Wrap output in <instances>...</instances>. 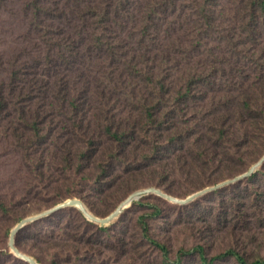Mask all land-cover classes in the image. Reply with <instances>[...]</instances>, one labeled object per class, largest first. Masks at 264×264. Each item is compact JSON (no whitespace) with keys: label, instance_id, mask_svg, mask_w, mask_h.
Wrapping results in <instances>:
<instances>
[{"label":"trees","instance_id":"16d2710c","mask_svg":"<svg viewBox=\"0 0 264 264\" xmlns=\"http://www.w3.org/2000/svg\"><path fill=\"white\" fill-rule=\"evenodd\" d=\"M65 1L68 10L40 0L32 4L37 19L43 13L55 17L56 11L59 19L66 18L78 30L77 42L53 35L58 28L54 23L46 25L48 45L58 50L57 57L50 53L51 67L73 68L83 60V51L103 52L111 57L112 69L102 74L111 81L113 91L124 96L122 114L116 112L120 109L114 101L104 100L108 105L98 119L101 134L97 129L92 133L81 115L88 101L87 78L70 88L59 75L60 95L64 100L72 96L73 123L66 127L88 138V149L79 154L80 179L106 185L115 182L121 198L144 187L146 174L151 185H161L180 173L200 189V179L218 183L244 172L264 155V0ZM71 14L79 22L72 21ZM102 95H107L105 90ZM41 122L29 121L35 139L48 136ZM103 134L111 144L100 148ZM99 148L103 156L94 175L85 171L90 166L86 157ZM73 157L68 149L65 160ZM260 172L264 173V165L249 178ZM254 191V214L263 218L264 187ZM239 208L243 218L249 217L251 212L242 211V205ZM142 224L143 239L159 250L162 264H223L233 259L239 264H264V256L246 240L215 254L200 241L181 246L175 256L167 241L152 234L145 216ZM229 226L227 232L237 236ZM17 246L44 262L27 251L21 234ZM87 249L94 254L95 250Z\"/></svg>","mask_w":264,"mask_h":264},{"label":"rangeland","instance_id":"374dc122","mask_svg":"<svg viewBox=\"0 0 264 264\" xmlns=\"http://www.w3.org/2000/svg\"><path fill=\"white\" fill-rule=\"evenodd\" d=\"M34 1L0 0V264L28 263L17 257L9 246L11 231L23 218L52 208L69 197H80L94 213L105 216L126 198L117 194L115 182L106 185L80 179L79 154L85 147L88 149V138L66 127L73 123L69 104L72 96L64 100L60 85L56 86L59 75L68 80L70 88L79 87L87 78L88 83L84 85H87L88 101L81 115L86 119L87 130L93 133L97 129L101 134L98 119L108 105L105 99L114 101L115 108L120 109L116 112L125 111L121 107L122 92L113 91L111 81L102 74L112 69L111 57L103 52L83 51V60L73 68L63 64V67H51L50 53L57 57L58 50L48 45L46 25L54 23L61 30L54 29L53 35L77 42L78 30L66 18L59 19L56 11L55 17L43 13L42 19H37L32 8ZM40 1L65 9L69 5L65 0ZM70 17L79 22L72 14ZM86 45V42L81 44ZM103 90L106 96L102 95ZM35 118L42 120L47 137H33L34 129L29 121ZM98 143L103 148L111 140L103 134ZM100 148L92 157H86L90 166L85 171L94 175L100 169L97 165L103 156ZM68 149L74 154L70 161L65 160ZM144 181V187L151 185L148 174ZM196 183H188L177 173L156 186L187 197L199 190L195 188ZM199 183L202 188L212 185L201 179ZM259 186L264 187L262 172L253 179L247 177L187 204L151 193L105 225L88 218L79 207L68 206L27 225L19 234L27 251L43 258L42 264L55 261L59 264H162L159 250L143 239L142 217L145 216L152 234L167 241L175 256L181 246L189 247L200 241L215 254L226 245L243 240L250 241L253 251L264 256V216L257 218L254 214L257 207L253 204L254 190ZM72 190L76 193L74 196L70 194ZM241 205L242 211L251 212L249 217L243 218ZM228 226L235 228L237 236L227 232ZM87 248L95 250L94 254ZM223 264L239 263L233 259Z\"/></svg>","mask_w":264,"mask_h":264},{"label":"water","instance_id":"95a60500","mask_svg":"<svg viewBox=\"0 0 264 264\" xmlns=\"http://www.w3.org/2000/svg\"><path fill=\"white\" fill-rule=\"evenodd\" d=\"M264 165V155L257 160L255 163H253L247 170H245L242 173H239L233 177H230L228 179H225L223 181H220L216 184L208 185L202 189H199L195 191L194 193L188 195L187 197H179L171 192H168L164 190L160 186L156 185H150L146 187H142L139 189L134 190L131 192L112 212H110L108 215L100 216L96 213H94L84 202L83 199L80 197H69L67 199H64L60 201L59 203L55 204L54 207L49 208L41 213L34 214L28 217L23 218L11 231L10 234V241L9 246L12 252L19 258L27 261L30 264H42L39 262L34 256L22 251L17 246V236L19 232L24 229L27 225L34 223L36 221H39L43 218L49 217L53 215L56 212L61 211V209L68 207V206H77L79 207L88 218H90L93 221L99 222L101 224H109L114 219L119 217L127 208H129L136 200H139L143 196H146L151 193H158L164 197H167L170 200H173L175 202H180L183 204L190 203L197 199L198 197L209 193L211 191L218 190L226 185L241 181L251 175H253L255 172H257L262 166Z\"/></svg>","mask_w":264,"mask_h":264}]
</instances>
